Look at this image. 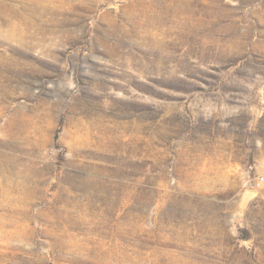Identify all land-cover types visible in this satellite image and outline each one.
Wrapping results in <instances>:
<instances>
[{"label": "rangeland", "instance_id": "obj_1", "mask_svg": "<svg viewBox=\"0 0 264 264\" xmlns=\"http://www.w3.org/2000/svg\"><path fill=\"white\" fill-rule=\"evenodd\" d=\"M264 0H0V264H264Z\"/></svg>", "mask_w": 264, "mask_h": 264}, {"label": "built area", "instance_id": "obj_2", "mask_svg": "<svg viewBox=\"0 0 264 264\" xmlns=\"http://www.w3.org/2000/svg\"><path fill=\"white\" fill-rule=\"evenodd\" d=\"M256 183L258 186L264 184V169L259 173Z\"/></svg>", "mask_w": 264, "mask_h": 264}]
</instances>
